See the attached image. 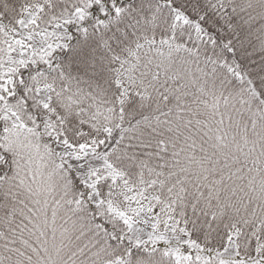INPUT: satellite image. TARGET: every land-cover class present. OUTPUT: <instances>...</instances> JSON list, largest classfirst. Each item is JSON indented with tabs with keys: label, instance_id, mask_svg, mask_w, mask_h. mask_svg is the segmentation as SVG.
<instances>
[{
	"label": "snow or ice",
	"instance_id": "6c2138e0",
	"mask_svg": "<svg viewBox=\"0 0 264 264\" xmlns=\"http://www.w3.org/2000/svg\"><path fill=\"white\" fill-rule=\"evenodd\" d=\"M0 264H264V0H0Z\"/></svg>",
	"mask_w": 264,
	"mask_h": 264
}]
</instances>
